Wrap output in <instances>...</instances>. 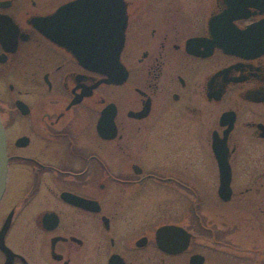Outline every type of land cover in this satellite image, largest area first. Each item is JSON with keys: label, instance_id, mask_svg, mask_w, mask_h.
<instances>
[{"label": "flooded vegetation", "instance_id": "af4514ba", "mask_svg": "<svg viewBox=\"0 0 264 264\" xmlns=\"http://www.w3.org/2000/svg\"><path fill=\"white\" fill-rule=\"evenodd\" d=\"M74 1L0 0V264H264V0H123L111 78Z\"/></svg>", "mask_w": 264, "mask_h": 264}, {"label": "water", "instance_id": "95a60500", "mask_svg": "<svg viewBox=\"0 0 264 264\" xmlns=\"http://www.w3.org/2000/svg\"><path fill=\"white\" fill-rule=\"evenodd\" d=\"M77 4L85 6V12L90 14L82 18H71L67 28L62 32H55L52 28L53 19H36L40 22L42 33L50 40L70 49L81 63L91 64L98 69L103 66L110 78L121 68L119 54L124 44V29L126 24V12L123 0H76L65 5L69 10ZM94 14H97L95 16ZM0 44L6 51H13L16 45V32L9 33L13 29L10 20L0 18ZM0 57V61H2ZM18 106H21L19 101ZM7 148L5 130L0 118V199L3 195L7 174ZM226 181V179H222ZM226 198L228 195L221 194ZM96 209V208H92ZM8 228L6 221L0 229V248L10 251L3 243L4 234ZM177 226L165 225L157 230V237L169 235L178 231Z\"/></svg>", "mask_w": 264, "mask_h": 264}, {"label": "rangeland", "instance_id": "374dc122", "mask_svg": "<svg viewBox=\"0 0 264 264\" xmlns=\"http://www.w3.org/2000/svg\"><path fill=\"white\" fill-rule=\"evenodd\" d=\"M0 95H1V94H0ZM1 101H2V100H1ZM0 104H1V105H4V102H3V103H2V102H0ZM12 238H16V237H15V236H13Z\"/></svg>", "mask_w": 264, "mask_h": 264}]
</instances>
